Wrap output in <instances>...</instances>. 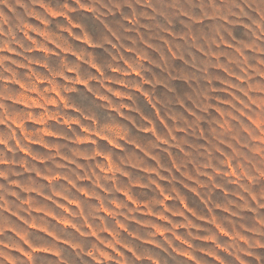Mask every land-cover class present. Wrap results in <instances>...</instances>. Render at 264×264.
Here are the masks:
<instances>
[{
  "label": "clouds",
  "instance_id": "obj_1",
  "mask_svg": "<svg viewBox=\"0 0 264 264\" xmlns=\"http://www.w3.org/2000/svg\"><path fill=\"white\" fill-rule=\"evenodd\" d=\"M0 264H264V0H0Z\"/></svg>",
  "mask_w": 264,
  "mask_h": 264
}]
</instances>
